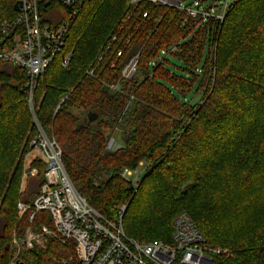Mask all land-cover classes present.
Listing matches in <instances>:
<instances>
[{
	"label": "trees",
	"instance_id": "obj_1",
	"mask_svg": "<svg viewBox=\"0 0 264 264\" xmlns=\"http://www.w3.org/2000/svg\"><path fill=\"white\" fill-rule=\"evenodd\" d=\"M19 3L0 0V43ZM39 9L52 25L71 23L62 55L72 57L47 68L34 103L78 191L111 221L126 206L124 230L140 242H171L185 211L210 245L228 249L214 264H264V0H236L224 21L208 23L147 0L136 7L87 0L74 16L59 0H39ZM172 45L185 75L159 59ZM135 57L136 72L126 79L122 71ZM25 81L24 70L0 61V264H9L15 228L30 224L18 218V201L32 202L45 182V163L34 157L37 173L20 188L37 134ZM197 82L201 99L192 103L186 96ZM89 112L98 118L84 124ZM116 132L122 144L108 148ZM144 162L135 187L122 173ZM43 221L51 225L47 212L34 224ZM71 253L50 240L28 251L24 264H60Z\"/></svg>",
	"mask_w": 264,
	"mask_h": 264
},
{
	"label": "built area",
	"instance_id": "obj_2",
	"mask_svg": "<svg viewBox=\"0 0 264 264\" xmlns=\"http://www.w3.org/2000/svg\"><path fill=\"white\" fill-rule=\"evenodd\" d=\"M72 16L76 8L87 0H59ZM142 0H129L136 7ZM154 5L171 6L182 12L186 20L208 23L211 20L224 21L231 5L236 0H147ZM147 13L144 14L146 16ZM71 23L66 21L52 25L43 20L39 0H20L17 15L2 26L0 61H8L24 70L26 81L24 93L37 127V134L30 143L26 155V166L33 158L45 163V182L41 192L32 202H19L20 218L27 216L29 225L22 232L16 231L11 238L12 264H16L23 252L32 249H46L50 240L70 246L72 253L60 264H214L216 256L228 249L210 245L193 218L181 212L174 221L171 242H140L129 237L123 227V206L116 220L111 221L98 212L78 191L63 162V152L57 140L49 135L38 121L34 103L39 79L48 67L63 56L70 35ZM177 45L161 51L160 60L177 53ZM122 51L118 52V56ZM72 57L68 52L61 64L67 66ZM135 57L123 69L122 76L131 78L137 69ZM156 63V61L154 62ZM92 73V72H91ZM112 89H119L112 85ZM32 172L24 173L34 174ZM134 171L125 169L123 177L129 179ZM135 187L137 183H134ZM47 212L51 225L43 221L35 225L36 217Z\"/></svg>",
	"mask_w": 264,
	"mask_h": 264
},
{
	"label": "rangeland",
	"instance_id": "obj_3",
	"mask_svg": "<svg viewBox=\"0 0 264 264\" xmlns=\"http://www.w3.org/2000/svg\"><path fill=\"white\" fill-rule=\"evenodd\" d=\"M190 1L191 0H186L185 1V4H188V3H190ZM48 22H50V21H48ZM192 36V35H191ZM168 59L170 60V64H169V67L172 69V70H174L176 73H178L179 75H185L186 74V72L184 71V69L181 67V63L174 57V56H172V55H169L168 56ZM198 88H199V83L197 82L196 84H195V86H194V88H193V90H192V92L188 95V96H186V98H187V100H189L190 102H192V103H196V102H198V101H200V99H201V93H197V90H198ZM122 144V136H121V134H120V132H116L112 137H110V139H109V142H108V148H117L118 146H120ZM34 159V158H33ZM147 163H142L133 173H132V176H130L129 177V180L133 183H138V182H140V180L143 178V176H144V174L146 173V171H147ZM22 177H21V187L20 188H22V184H23V181H24V178H25V172L26 173H29L30 171L32 172V170H31V165H27L26 166V156L24 157V160H23V163H22ZM37 173V170L34 172V174H36ZM28 175V174H27ZM19 202H22V201H18V203H17V210H18V204H19ZM123 207V206H122ZM122 209V208H121ZM18 218L19 219H21L20 218V216H19V213H18ZM23 218V217H22ZM19 221V220H18ZM16 231H19L18 230V227H17V229L15 228V230L13 231V233L14 232H16ZM13 235V234H12ZM157 239H159V238H148V239H145V241L146 240H150L151 242L153 241V240H157ZM40 250V249H39ZM28 252H23L22 254H21V256H20V259L19 260H21L22 262H24V260H25V258H27L26 257V254H27ZM10 255H11V257H10V260H9V264H12V254L10 253ZM28 260V259H27Z\"/></svg>",
	"mask_w": 264,
	"mask_h": 264
},
{
	"label": "water",
	"instance_id": "obj_4",
	"mask_svg": "<svg viewBox=\"0 0 264 264\" xmlns=\"http://www.w3.org/2000/svg\"><path fill=\"white\" fill-rule=\"evenodd\" d=\"M97 118H98V115H97L96 113H94V112H89L87 118H86L85 121H84V124H89V123L95 121ZM81 126H82V124L79 125L78 129H79ZM16 264H24V262H22V261H18Z\"/></svg>",
	"mask_w": 264,
	"mask_h": 264
}]
</instances>
